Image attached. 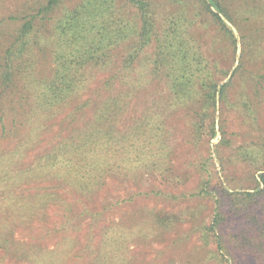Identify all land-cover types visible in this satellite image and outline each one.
Here are the masks:
<instances>
[{"label":"trees","instance_id":"trees-1","mask_svg":"<svg viewBox=\"0 0 264 264\" xmlns=\"http://www.w3.org/2000/svg\"><path fill=\"white\" fill-rule=\"evenodd\" d=\"M65 1L19 0L0 15V264H130L124 254L130 239L161 237L185 222L184 239L198 233L208 246L210 235L215 237L217 255L225 259L218 257L217 264L235 261L230 247L264 264V143L244 141L229 157L219 155V148L231 144L219 105L236 106L235 78L244 86L240 106L246 115L259 105L263 84L246 67L245 50L237 53L235 34L244 39L242 28L258 6L245 1L234 8L226 0ZM208 24L218 31L207 43ZM219 41L232 52L233 65L206 53V45ZM150 87L159 94L153 105L160 110L134 109L136 94ZM86 110L92 117L77 125ZM174 111L188 119L195 145L205 139L215 152L220 175L207 161L176 172L165 140V116ZM65 112V130L45 141ZM42 139L43 150L23 162L25 150ZM239 164L253 172L249 187L247 178L233 175ZM189 170L195 171L194 185L170 195L172 208L146 207L95 227L94 216L110 206L97 207L92 197L109 176L133 182L137 174H154L167 184L185 183ZM189 199L210 201L209 218L184 206Z\"/></svg>","mask_w":264,"mask_h":264},{"label":"rangeland","instance_id":"rangeland-1","mask_svg":"<svg viewBox=\"0 0 264 264\" xmlns=\"http://www.w3.org/2000/svg\"><path fill=\"white\" fill-rule=\"evenodd\" d=\"M74 1L66 0L65 3H73ZM245 1L258 6L259 12L256 13L255 17L250 16V23L244 24L245 26L242 28V33L245 34L244 39L241 37L240 41V33L235 30L239 48L237 53L245 50L244 62L246 63V67L254 71L253 75L262 82L263 89L258 96L259 105H256V102L254 103L255 109L253 111L255 110V112L246 115L247 112L245 107H243L244 105L240 106L243 100L246 101L245 97H240V92H244V86L241 84L240 77L235 78L231 91V101L236 106L225 105L223 103L219 105L220 115L227 131L225 136L231 139V144H226L227 146L223 145L222 148H219V155L226 157L234 154L235 148L244 141L264 143V13H262L264 10V0H226V3L235 8L245 3ZM17 3H19V0H6L4 5L0 7V15L11 11V9H15L14 6H18ZM206 28L207 30L203 37L207 39L208 43L210 34L213 38L217 36L218 28L213 24H208ZM206 47V53L210 58L219 61L221 65L231 66L233 63L232 52L225 43L219 41L213 47H210V45H206ZM251 89H255V87L251 82H248L247 91L251 92ZM158 97L159 94L153 87H150L148 91L141 89L134 98L133 108L141 111L143 107L151 108L152 106L159 111L160 108L153 105L154 101L158 102ZM65 115L66 112L57 116L54 124L50 125L52 129L42 137L45 138V141L46 137L53 135L59 128L62 131L65 130L66 125L69 123L68 119L64 121L63 117ZM91 117V111L86 110V113L77 120V125L83 124L84 121H87ZM188 124V119L181 111L170 112V114L165 116V126L168 133L165 140L170 149H173L174 156L173 154L171 155V161L176 172L179 174L183 173V170L188 169L187 167L190 165V162L207 161L210 170L217 171V174L220 175V164L215 152L207 148L205 139L202 140V143L195 145L188 130ZM219 139L220 135L218 134L211 140L210 145L217 143ZM43 140L25 150L23 162H29L31 157L43 150L45 146V141ZM233 168V175L239 177V179L247 178L248 181L244 180V186L249 187V179L252 182L253 172L247 170L241 164ZM194 172L189 170V180L185 183L184 181L176 183L173 180L171 183L168 182V184L165 181L159 180L154 174H137V176L132 177L133 182H128L123 176L121 177L118 174L114 177L109 176L106 178V185L92 197L94 198L92 203L95 206L98 207L102 202L107 207L110 206L106 211L97 213L94 216L95 227H101L111 219L122 218L124 220L127 215H132L146 207H153L155 209L160 207H164L165 209L172 208L169 206L171 202V199H169L170 195L172 196V193L179 194L190 189L196 179ZM183 205L195 207L197 213L204 215L207 219L212 212L211 202L206 199H189ZM76 206L82 207V202L77 203ZM137 215L138 217L140 216L139 213ZM239 218L240 216H236V223H239ZM187 224L185 222L178 228H170V230L164 231L161 237L151 236V238L130 239L124 250L126 258L130 260V264H217L218 257L223 259V257L217 255L219 250L214 236L210 235L208 246H203L201 240H199L198 233L188 239H184V236L189 232ZM239 224H242V222ZM230 225L233 224L226 223L223 227L225 229H232L229 227ZM179 239H183V241L179 242ZM230 253L235 258V261L230 260L231 264H261L243 249L230 247ZM223 260L222 264H226ZM85 262L87 263V261ZM10 264H15V262H10ZM16 264L25 263L16 262Z\"/></svg>","mask_w":264,"mask_h":264}]
</instances>
